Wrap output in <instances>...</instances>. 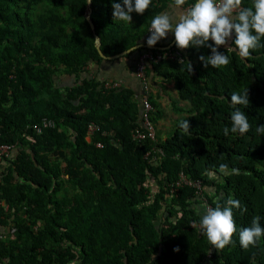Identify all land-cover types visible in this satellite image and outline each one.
Returning <instances> with one entry per match:
<instances>
[{
	"label": "trees",
	"instance_id": "trees-1",
	"mask_svg": "<svg viewBox=\"0 0 264 264\" xmlns=\"http://www.w3.org/2000/svg\"><path fill=\"white\" fill-rule=\"evenodd\" d=\"M113 3L122 0L91 4L104 54L138 44L123 57L160 51L147 47L148 31L172 0H152L131 22L114 20ZM87 7L88 0H0V144L14 145L0 159V264H264V236L246 250L239 243L254 217L264 227V133L256 132L264 124V38L245 60L227 49L233 33L218 48L230 62L218 69L199 59L212 54L207 46L178 48L182 61L151 63L149 78L173 79L188 108L174 107L180 117L167 138L138 140L136 91L105 88L90 75V66L116 59L99 53ZM63 75L72 79L62 83ZM246 89L249 105L237 107L251 128L232 133L230 98ZM150 99L157 125L164 114ZM44 116L56 125L37 132ZM185 119L188 133L179 127ZM91 123L100 130L89 137ZM182 174L202 190L177 184ZM229 198L246 210L233 209V243L218 250L199 221L206 206Z\"/></svg>",
	"mask_w": 264,
	"mask_h": 264
},
{
	"label": "clouds",
	"instance_id": "clouds-1",
	"mask_svg": "<svg viewBox=\"0 0 264 264\" xmlns=\"http://www.w3.org/2000/svg\"><path fill=\"white\" fill-rule=\"evenodd\" d=\"M92 0H88L90 4ZM187 0H172V6L178 12L173 17L168 12L156 15L150 25V36L147 39L148 46H154L160 39L166 38L169 32L174 34L175 45L180 49L191 46L197 48L207 46L211 48L210 56H200L204 67L212 68L227 66L229 56L218 51L220 46L228 44L235 34L234 47L227 49L236 53L240 59L251 56V50L261 46L264 38V0H251V6L241 7L242 0H195L184 10ZM152 4V0H122L121 3H113V18L115 21L131 22V13L143 15ZM211 40L214 44H208ZM130 50H135L134 48ZM192 72V65H188ZM230 103L234 109L231 112V132L247 133L251 125L248 117L238 105L245 108L249 105L248 89L242 93H233ZM183 133H188L190 125L187 119L179 124ZM227 136L229 128L223 129ZM257 133H264V124L257 126ZM221 173H227L228 165L220 164ZM232 173L238 174V169L233 168ZM233 209H242L238 199L229 198L224 205L219 202L216 206L208 207L199 221L202 234L206 236L210 245L218 250L224 249L233 243L232 237L237 232ZM264 236V227L260 224V218L254 217L251 226L239 230V243L243 249L254 246ZM178 251V249H176Z\"/></svg>",
	"mask_w": 264,
	"mask_h": 264
},
{
	"label": "crops",
	"instance_id": "crops-1",
	"mask_svg": "<svg viewBox=\"0 0 264 264\" xmlns=\"http://www.w3.org/2000/svg\"><path fill=\"white\" fill-rule=\"evenodd\" d=\"M187 10V8H184ZM168 12L173 17L177 16L178 10L172 5H168V7L163 11ZM162 12V13H163ZM175 44L174 34L169 32L166 38L160 39L154 46H148L149 48H167L172 47ZM138 53L135 57H119L114 61H105L101 65H92L88 69L90 70L91 76H96L100 80H105L108 78H117L123 80L126 86H130L133 88L137 94L142 92V83L140 79L135 75V63L138 59ZM150 66V65H149ZM72 78L70 76L63 75L61 76V82L67 83ZM150 81L152 84V95L155 97L159 107L162 109V113L164 114L163 119L165 121H170V123H163L160 125H156L157 128V138L163 134V136L167 135L166 133H162L164 129L172 128L174 121L180 117L178 111L174 109L178 108L177 106H181L184 109L188 108V104L186 101H181L178 98V92L176 89L175 81L171 78H165L159 73H153L150 76ZM169 92H172V95H169ZM185 114V112H183ZM174 127V126H173ZM160 138V137H159ZM167 138V137H166Z\"/></svg>",
	"mask_w": 264,
	"mask_h": 264
},
{
	"label": "built area",
	"instance_id": "built-area-1",
	"mask_svg": "<svg viewBox=\"0 0 264 264\" xmlns=\"http://www.w3.org/2000/svg\"><path fill=\"white\" fill-rule=\"evenodd\" d=\"M242 7V6H241ZM178 60L182 61L183 55L180 49L175 47H167L161 48L160 51H152V50H143L138 55V59L135 63V75L140 79L142 83V92L140 94H135V96L140 100L142 105V114H141V123L142 128H136L133 132V137L138 140H145L147 138L152 140H157V128L152 120V112L154 111V106L151 102V94H152V84L149 76L147 75V67L151 63H159L163 60ZM105 88H121L125 84L123 80L117 78H108L103 80ZM56 122L54 119L44 116L40 122L35 126L37 132H41L45 128H53L55 127ZM100 130V127L95 123L89 124L88 134H94L95 131ZM97 146L102 147V143L98 142ZM14 147L12 144L2 143L0 144V159L3 156H7L10 154L11 149ZM159 151L162 152V149ZM181 182L188 183L198 189V192L202 190V182L200 180L193 181L187 179L183 174L181 179L177 182L180 184ZM4 203V202H0ZM16 229L13 228L14 232Z\"/></svg>",
	"mask_w": 264,
	"mask_h": 264
},
{
	"label": "water",
	"instance_id": "water-1",
	"mask_svg": "<svg viewBox=\"0 0 264 264\" xmlns=\"http://www.w3.org/2000/svg\"><path fill=\"white\" fill-rule=\"evenodd\" d=\"M91 4H92V2L90 4L88 3V7H87V11H86V16H87V19H88V21H89V23L91 25L92 30L95 33V24H94V21H93V19L91 17V14H92V11H93ZM95 44H96L97 49L99 50V53L101 54V56L104 57V58H109V59L119 58V57H121L123 55H126L127 53L131 52L132 50H130V49H132V48L135 49V48H138V47H142L143 46V44H138V45H135L134 47L129 48V49H127V50H125V51H123L121 53H118V54H115V55H112V56H107V55L104 54V52L101 49V39H100L99 35L96 34V33H95Z\"/></svg>",
	"mask_w": 264,
	"mask_h": 264
},
{
	"label": "rangeland",
	"instance_id": "rangeland-1",
	"mask_svg": "<svg viewBox=\"0 0 264 264\" xmlns=\"http://www.w3.org/2000/svg\"><path fill=\"white\" fill-rule=\"evenodd\" d=\"M169 95H172V92H169ZM161 111H162V109H161ZM163 112V111H162ZM161 112V113H162ZM156 119L158 120V122L160 123V125L161 124H163V123H166V124H168V123H170V121H165V119H163V116H161V115H159L158 116V118L156 117ZM174 125V124H173ZM172 132H173V126H172V128H170V129H164L163 131H162V133H166L167 135H165V136H163V134L161 135V136H159L161 139H165L166 137H168V136H170L171 134H172ZM209 206H206V208H208Z\"/></svg>",
	"mask_w": 264,
	"mask_h": 264
}]
</instances>
